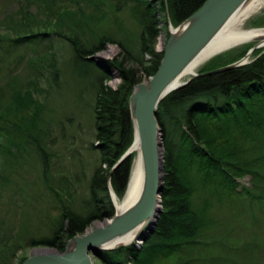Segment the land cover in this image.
<instances>
[{
    "label": "trees",
    "instance_id": "trees-1",
    "mask_svg": "<svg viewBox=\"0 0 264 264\" xmlns=\"http://www.w3.org/2000/svg\"><path fill=\"white\" fill-rule=\"evenodd\" d=\"M205 1L0 0V43L8 44L13 52L45 43L43 52L52 58L46 70L53 86L58 84L60 73L54 59L55 41L67 42L75 60L82 67L93 65L99 75L93 107V149L98 160L88 189L90 212L79 215L56 201L59 215L48 220L51 228L47 236L31 238L29 246L62 252L68 240L83 234L93 222L113 217L109 191L119 197L123 194L134 156L113 170L133 141L128 100L135 86L155 74L161 61L162 52L156 49L159 26L167 28L171 23L177 27ZM106 23L108 28H104ZM108 44L117 45L120 54L100 69L92 56ZM253 45L236 55L215 57L197 73L235 63ZM113 68L120 78L115 89L105 84ZM41 77L40 73L35 75L37 80ZM7 89L9 97L0 101V122L3 117L27 112L36 131L39 109L34 108L29 89L20 92L13 82L7 83L2 92ZM156 119L164 163L161 212L156 225L142 235L139 246L99 252L100 264H253L246 257L234 262L230 250L224 259L219 258L220 245L206 233L213 224L207 215L209 204L195 207L192 198L197 191L208 190L210 196L221 195L240 203L247 198L248 208L253 207L251 202L264 207V48L256 50L243 66L192 78L162 100ZM0 132L7 134L1 124ZM30 138L46 175L48 154L33 131ZM245 177L250 178L252 188L238 190L236 181ZM15 250L11 244L2 246L0 264H9ZM248 250L245 247L244 251Z\"/></svg>",
    "mask_w": 264,
    "mask_h": 264
},
{
    "label": "rangeland",
    "instance_id": "rangeland-1",
    "mask_svg": "<svg viewBox=\"0 0 264 264\" xmlns=\"http://www.w3.org/2000/svg\"><path fill=\"white\" fill-rule=\"evenodd\" d=\"M126 19L125 23L130 25L131 22ZM109 26L106 23L104 28ZM171 26L174 27L172 24ZM167 28L159 26L160 33L156 43L158 51L162 49L159 46L161 36L164 43L167 40ZM242 29H264V7L246 19ZM251 44L255 43L234 47L204 64L218 56L239 54ZM42 46L21 47L13 52L9 50L8 44L0 43V101L9 97L8 89L5 93L2 92L3 87L13 82L20 92L29 89L35 100L34 108L39 109L36 131L32 129L35 125L30 123L32 117L27 112L3 117L0 122L7 133L0 132V248L6 244H11V248L16 247L9 264H18L21 259H27L33 250L45 248L31 247L28 243L31 238L47 236L51 228L48 220H55L59 215L58 204H65L79 215L90 212L87 206L90 202L88 189L98 160L93 149V107L98 87V71L91 64L82 67L75 60L67 42L55 41L54 59L60 73L58 84L53 86L49 80V71L46 70V65L52 62V58L43 52ZM119 54L117 45L108 44L104 50L94 54L92 60L101 69ZM148 59L147 56L145 60ZM38 73L42 77L37 80L35 75ZM105 84L112 89L120 84L116 69L110 70L109 80ZM31 112L33 113L32 109ZM31 131L39 136L41 146L48 154L46 175L33 147ZM236 183L238 190L252 188L249 177L239 179ZM207 191H197L192 202L195 207L202 206L204 202L209 204L207 215L213 224L206 233L212 242L220 245L218 251L221 253H218L222 255L219 258L224 259L230 250V259L234 262L246 257L253 264H264V207L251 202L254 205L248 208L244 200L247 198L240 203L221 195L210 196ZM124 193L125 191L117 197L122 199ZM106 220L108 219L93 222L84 233L102 226ZM139 244L136 243L137 246ZM245 247H249L248 252L244 251ZM229 248L236 251L233 253ZM92 261L100 264L94 257Z\"/></svg>",
    "mask_w": 264,
    "mask_h": 264
},
{
    "label": "water",
    "instance_id": "water-1",
    "mask_svg": "<svg viewBox=\"0 0 264 264\" xmlns=\"http://www.w3.org/2000/svg\"><path fill=\"white\" fill-rule=\"evenodd\" d=\"M250 1L206 0L177 27L168 23L167 40L162 47V58L155 74L147 83L135 86L129 97L133 141L113 167L115 170L124 162H129L132 146L136 142L143 171L142 186L136 201L118 213L113 200L115 193L110 189V199L115 210L112 218L95 230L68 240L64 251L48 250L45 247L43 249L48 251L30 255L21 264H94L92 257L98 259L99 252L130 246L134 241L142 240L145 230L151 232L154 229L161 212L156 207L160 206L164 187L162 135L156 119L158 106L166 96L187 85L192 78L211 76L243 66L256 50L264 48V38H257L253 42L255 44L237 62L202 74L194 73L186 81L180 82L230 19ZM138 228L141 231L131 244H116Z\"/></svg>",
    "mask_w": 264,
    "mask_h": 264
},
{
    "label": "bare ground",
    "instance_id": "bare-ground-1",
    "mask_svg": "<svg viewBox=\"0 0 264 264\" xmlns=\"http://www.w3.org/2000/svg\"><path fill=\"white\" fill-rule=\"evenodd\" d=\"M262 7H264V0H251L247 5L240 9L230 19L228 24L218 34V36L209 44V46L202 54L200 60L187 71L186 75L180 80V82L185 81L192 74L196 73L198 68L213 56L221 54L227 50H230L240 45L253 43L257 38H264V29H242L244 21L248 19L251 15L256 13L258 10H260ZM163 45L164 40L161 36L159 46L162 48ZM132 155L134 156L132 158L124 196L122 199H119L115 195L113 199L114 205L118 213L122 212L124 209H126L128 206H130L136 201L142 186L143 171L140 158V151L136 142L132 146ZM156 208L157 210H159L160 206H157ZM140 231V228L136 229L128 236L124 237L122 240H119L116 244H131L135 240L136 236L140 233ZM147 232L148 230L144 231V233ZM46 251L48 250L36 249L32 251L31 255Z\"/></svg>",
    "mask_w": 264,
    "mask_h": 264
}]
</instances>
